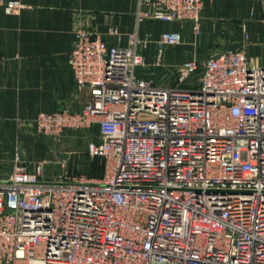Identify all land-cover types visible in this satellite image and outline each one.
Listing matches in <instances>:
<instances>
[{
  "label": "built area",
  "instance_id": "built-area-1",
  "mask_svg": "<svg viewBox=\"0 0 264 264\" xmlns=\"http://www.w3.org/2000/svg\"><path fill=\"white\" fill-rule=\"evenodd\" d=\"M203 7L139 0L136 23L199 33ZM181 42L167 31L159 44ZM142 45L137 33L124 46L76 32L68 64L90 100L39 113L35 128L82 131L103 173L45 178L17 154L0 178V264H264V66L230 49L182 63L164 85L142 74Z\"/></svg>",
  "mask_w": 264,
  "mask_h": 264
},
{
  "label": "crops",
  "instance_id": "crops-1",
  "mask_svg": "<svg viewBox=\"0 0 264 264\" xmlns=\"http://www.w3.org/2000/svg\"><path fill=\"white\" fill-rule=\"evenodd\" d=\"M9 1L0 0V178L10 175L17 154L26 162L42 155L39 113L77 112L90 100L91 89L77 87L68 64L78 30L124 46L133 33L156 41L178 32L183 42L172 51L179 47L182 59L194 58L195 49L201 58L244 49L252 65L264 66V0H204L199 37L190 23L147 19L137 25L139 0H21L25 7L8 13Z\"/></svg>",
  "mask_w": 264,
  "mask_h": 264
},
{
  "label": "rangeland",
  "instance_id": "rangeland-1",
  "mask_svg": "<svg viewBox=\"0 0 264 264\" xmlns=\"http://www.w3.org/2000/svg\"><path fill=\"white\" fill-rule=\"evenodd\" d=\"M193 34L199 37L201 31L199 33L193 32ZM246 34L248 37L250 36L248 33H244L245 40H248ZM142 41V49L146 56V63L142 69V74L154 78L159 84L175 85L176 71L179 65L188 60L202 62L207 59L198 57L197 49H195L197 55L195 54L196 56L194 58L182 59L178 56L180 53V50H178L179 47L174 49L175 53L172 51V47H161L159 44L160 38L155 41L146 35ZM145 42L146 44H144ZM182 42L179 46L182 45ZM151 44H155L156 46L150 47ZM161 48L163 53L161 61H159L158 52ZM219 52L218 50L215 51L208 58ZM92 132L93 134H97L95 130ZM40 136L45 141L42 155L33 162L29 160L27 162L25 160V162L31 168L41 165L45 178L55 179L60 175L66 174L68 176H83L87 179H93L102 175L104 168L103 161L100 158H91L88 156L86 151L88 137L82 131H65L61 136L57 137ZM22 160L24 161V159Z\"/></svg>",
  "mask_w": 264,
  "mask_h": 264
}]
</instances>
